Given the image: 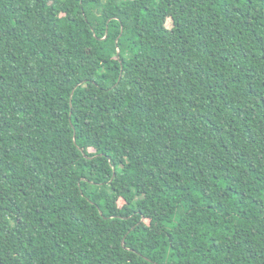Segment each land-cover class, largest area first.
I'll use <instances>...</instances> for the list:
<instances>
[{
    "label": "trees",
    "instance_id": "16d2710c",
    "mask_svg": "<svg viewBox=\"0 0 264 264\" xmlns=\"http://www.w3.org/2000/svg\"><path fill=\"white\" fill-rule=\"evenodd\" d=\"M0 264H264V0H0Z\"/></svg>",
    "mask_w": 264,
    "mask_h": 264
},
{
    "label": "rangeland",
    "instance_id": "374dc122",
    "mask_svg": "<svg viewBox=\"0 0 264 264\" xmlns=\"http://www.w3.org/2000/svg\"><path fill=\"white\" fill-rule=\"evenodd\" d=\"M119 203H121V201H119Z\"/></svg>",
    "mask_w": 264,
    "mask_h": 264
}]
</instances>
